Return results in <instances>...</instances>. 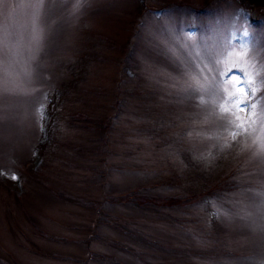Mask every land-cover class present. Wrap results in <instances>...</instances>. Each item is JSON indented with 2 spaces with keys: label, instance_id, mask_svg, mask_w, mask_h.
Masks as SVG:
<instances>
[{
  "label": "rangeland",
  "instance_id": "obj_1",
  "mask_svg": "<svg viewBox=\"0 0 264 264\" xmlns=\"http://www.w3.org/2000/svg\"><path fill=\"white\" fill-rule=\"evenodd\" d=\"M173 4L0 0V261L264 264V131L233 96L237 53L264 51V4ZM225 177L234 191L198 193ZM133 190L185 202L105 204L98 224L74 199Z\"/></svg>",
  "mask_w": 264,
  "mask_h": 264
},
{
  "label": "trees",
  "instance_id": "obj_2",
  "mask_svg": "<svg viewBox=\"0 0 264 264\" xmlns=\"http://www.w3.org/2000/svg\"><path fill=\"white\" fill-rule=\"evenodd\" d=\"M222 1L223 0H200V1H196V0H172V2L174 3L173 5H175L178 8L180 7L183 9L186 7V10L188 12H191V11L194 12L195 10H199L202 8H204V9L209 8V7L212 8L216 5H218L219 3H221ZM235 1H236V3L241 5L242 8L247 12H248V9H250V8H252V6H254L253 2L255 4L257 2L264 4V0H234V2ZM72 74H73V72H72ZM81 114H80V117L87 116V115H83V114L81 115ZM86 118L88 120H92V121L94 120L95 122L97 121L93 117L89 118L87 116ZM85 127L89 128V129L95 128V127H89L88 125ZM47 164L48 163L43 160V162L40 164V166H38L37 169L40 170L45 165L47 166ZM230 174L233 175L234 172L227 174L229 179H231L230 177H232V176H230ZM229 179L225 177L223 183H221V181H220V184L219 183L215 184L213 186V188L209 187L203 191H200V192L196 191V192L202 193V195L208 196L209 199L210 198L213 199L214 197H217L219 194H221L222 193L221 191H223V189H229V190L234 191V189H236L237 186H236V184H234L232 186L233 181H230ZM59 195H60L61 199H67V196L71 197V195H68V194H66V195L59 194ZM187 197L192 198V195H189ZM72 198H74V197H72ZM183 198H185V197H183ZM183 198H182V196H160V195H154V194H150V193H144L141 190H135V191L133 190L131 192H127L124 194L112 193L109 195H104L103 200H101V201L97 200L93 204H91V201H90L91 199H84V198H81L82 200H80L79 198H74V199L79 201L78 202L79 205L82 204V206H85V207L87 206V207L92 208L93 210L97 211V213L99 214L98 224H101V223L107 224V223H111V221L110 220H104V221L102 220L104 217L103 214L108 215V211H107L108 208H107V206H105V204H108L111 206L115 203H120V205L124 204V205H128L130 207L131 206H137V207H142V208L147 207L150 209H160V208H169V207L173 208V207H177L180 205H184L183 202H185V200ZM187 201H189V199ZM38 230H39V232L41 231L40 233H42L44 236H46L47 239H53L52 237L50 238V236H51L50 234L46 233L45 231H43L39 228H38ZM135 235L138 236V234H135ZM91 255H92V257H95L94 253H92ZM96 260L104 261L107 263L118 264V263H115V262H117V261H115V260H117L116 258L112 257L111 255H105V254L102 255V253L96 255ZM0 264H9V263L4 262V261H0ZM84 264H86V262H84Z\"/></svg>",
  "mask_w": 264,
  "mask_h": 264
},
{
  "label": "snow or ice",
  "instance_id": "obj_3",
  "mask_svg": "<svg viewBox=\"0 0 264 264\" xmlns=\"http://www.w3.org/2000/svg\"><path fill=\"white\" fill-rule=\"evenodd\" d=\"M237 55H242L243 57H247L245 59V63L242 65V68L249 76L248 79V87L245 88L243 83V78H236L238 83L234 85L237 91L234 92V104L240 112H244L246 108L251 107L253 109V117L251 119V126H255L257 122H259V127L261 131H264V102L261 104L253 103L252 101L255 99V89L264 85V80L258 81L256 76H258L261 72H264V59H260V63L257 64L256 61L260 57H264V51L259 53L257 56L255 51H248V46H245V49L242 50L241 53H237ZM249 90H251L252 95H249ZM244 105V107H241ZM239 119V117H237ZM243 127V125H240ZM15 178V177H14Z\"/></svg>",
  "mask_w": 264,
  "mask_h": 264
}]
</instances>
